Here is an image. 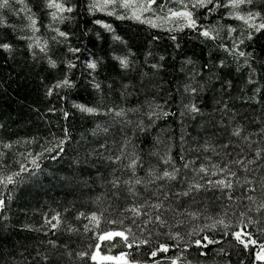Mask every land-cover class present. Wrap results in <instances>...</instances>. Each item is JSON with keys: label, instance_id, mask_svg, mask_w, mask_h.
<instances>
[{"label": "snow or ice", "instance_id": "snow-or-ice-1", "mask_svg": "<svg viewBox=\"0 0 264 264\" xmlns=\"http://www.w3.org/2000/svg\"><path fill=\"white\" fill-rule=\"evenodd\" d=\"M18 76L43 86L56 130L21 160L0 151V264H203L212 245L264 264V0H0V95ZM21 184L60 190L58 206L106 200L94 231L125 250L61 242L79 229L59 212L14 220Z\"/></svg>", "mask_w": 264, "mask_h": 264}, {"label": "trees", "instance_id": "trees-1", "mask_svg": "<svg viewBox=\"0 0 264 264\" xmlns=\"http://www.w3.org/2000/svg\"><path fill=\"white\" fill-rule=\"evenodd\" d=\"M164 0H158V3H163ZM119 23V22H118ZM225 23H236L235 21H225ZM121 27H127V24H121ZM98 27V26H97ZM198 51V49H197ZM23 75V73H21ZM246 77V73H245ZM42 85H39L38 79L34 81L22 80L19 76L15 78V82L8 87L7 94L0 95V124H4L3 128H0V138L3 142H13V146L10 150H4L0 147V151H5L6 154L15 160H21L25 152L24 141L32 140L33 137L48 138L49 131H55V123L52 125L48 124V120L56 121L57 117L50 113H43V105H37L36 101L42 95ZM55 100V97L52 98ZM142 99V98H141ZM114 102L120 104L121 106L131 107L137 103L135 98H131L127 104L119 99L117 96L114 98ZM241 101H238V103ZM37 106L40 107L41 112H34ZM259 108V106H257ZM41 113L43 117L41 118ZM259 115V112L257 113ZM80 121H76V127H80ZM87 126V125H86ZM45 129H48L46 131ZM251 130V129H249ZM19 140L20 144L17 145L15 141ZM35 151H39V144L30 145ZM9 160V165L11 164ZM46 163V162H45ZM13 171L17 169H12ZM46 183V181H45ZM22 190V191H21ZM104 190L101 189L100 193ZM100 193H97L99 195ZM16 195L19 199L11 204V208L16 215L13 217L14 220H19L20 223H29L34 227H39L44 223V214H54V212H59L62 217L63 225L66 227L71 225L74 228L79 229L77 235H72L66 231H62L60 236L61 242H65L68 236L72 237V247L76 248L80 241L87 242L89 239L98 241L101 245L100 252L101 255H116L119 251L125 250L121 243L119 237H113L112 240L99 241L98 235L95 233L94 229L99 226L101 228H108L109 225L105 223L107 216L101 215L104 210L108 207V202L105 200L103 202L89 203L86 207H81L79 203L75 205V208L70 207L67 203H63L60 206L57 205V201H64L65 196L60 190H40L32 186H25L21 184L16 191ZM67 199H71L68 197ZM69 208V212H65L64 209ZM21 210L23 213H21ZM90 212L91 210H96L98 212L99 225L95 222L90 223L88 219H82L77 222L75 220L76 211ZM109 215H112L111 213ZM49 215V219H50ZM84 224H89V231H84ZM19 228V224L16 225ZM117 228L120 227L119 224L116 225ZM125 228L128 227L127 224L124 225ZM181 231H187L188 229L195 227L194 224H188L187 226L177 225ZM166 231V229H165ZM25 233L21 232L20 236H24ZM32 235H36L32 233ZM187 239V237H185ZM161 240L165 237H160ZM155 242V241H154ZM171 243V241H170ZM85 247L88 244L85 243ZM94 247V245H93ZM194 247V246H193ZM216 245L209 246L207 259L204 260L203 264H222L215 256L214 249ZM255 250V249H253ZM178 249L173 248L170 250V254L175 255ZM196 253L190 250V259L193 260V264H196ZM249 259L247 255L244 257ZM236 257L233 255L232 262L235 264ZM88 264H94L92 261H88ZM106 264V263H104Z\"/></svg>", "mask_w": 264, "mask_h": 264}, {"label": "rangeland", "instance_id": "rangeland-1", "mask_svg": "<svg viewBox=\"0 0 264 264\" xmlns=\"http://www.w3.org/2000/svg\"><path fill=\"white\" fill-rule=\"evenodd\" d=\"M104 263H106V262H104Z\"/></svg>", "mask_w": 264, "mask_h": 264}]
</instances>
